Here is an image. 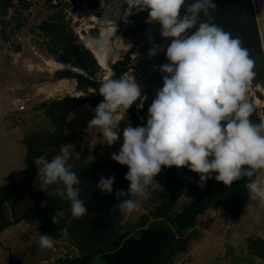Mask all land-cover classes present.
Masks as SVG:
<instances>
[{
	"label": "clouds",
	"instance_id": "9594fccd",
	"mask_svg": "<svg viewBox=\"0 0 264 264\" xmlns=\"http://www.w3.org/2000/svg\"><path fill=\"white\" fill-rule=\"evenodd\" d=\"M124 3L125 23L129 16L147 11L146 23H158L161 38L170 43L165 50L167 62L153 66L162 76L163 87L156 90L147 109L146 125L133 127L128 123L123 128L122 146L111 154L112 160L128 168L124 179L129 186L127 191L116 190L119 203L115 210L121 215L134 212L138 205L131 197L145 196L146 187L157 183L154 178L162 166L187 167L199 174V188L213 179V173H217V182L228 187L247 178L244 187L249 197L264 205V181L254 179L264 169V121L255 124L249 119L254 108L246 100V93L256 73L255 61L243 40L213 22L212 13L217 10L213 0ZM149 42L151 59L163 46L151 36ZM99 95L103 99L94 108L85 106L94 113L88 126L98 127L105 144L112 146L120 139L119 122L125 113L137 101V109H142L147 95L134 76L103 81ZM118 112L120 120H116ZM47 155L34 160L40 190L46 192L55 185V196L68 204L67 209L59 207L55 211L52 223L59 225L69 216L82 219L88 209L80 198L82 180L69 164L70 145L61 144L51 159ZM114 182V176H101L95 187L102 195L112 194ZM71 219L58 231L67 234ZM38 244L41 249H51L55 240L52 235L41 234Z\"/></svg>",
	"mask_w": 264,
	"mask_h": 264
},
{
	"label": "rangeland",
	"instance_id": "374dc122",
	"mask_svg": "<svg viewBox=\"0 0 264 264\" xmlns=\"http://www.w3.org/2000/svg\"><path fill=\"white\" fill-rule=\"evenodd\" d=\"M108 1L110 0H0V110L2 109L4 112L3 119L7 122L8 127L10 129L17 128L23 140L30 139L33 143L34 139L36 140L38 144L35 143V159L44 153H47V158L51 159L53 152L55 155L59 152L61 144H69L72 154L69 164L72 169L79 171L86 165L100 164L99 168L104 170L102 174L108 173L104 175L105 178L115 177L113 189L121 188L127 191L129 182L124 179L127 173L126 168L125 166L120 167V164L112 160L111 154L118 152L123 144V128L128 123L135 126L129 110L134 109L139 101L133 104L119 122L120 139L114 145L108 146L105 144L100 129L88 126V121L94 113L85 106L90 105L94 108L101 102L103 98L99 102H94L100 96L99 91L85 83H80L69 75L51 74L47 69V63L49 61L58 62L57 59L62 53L54 44L55 36L43 29L46 27L45 24L65 28L73 43L88 49L87 42L91 39L98 41L101 38L100 27H107V23L102 18ZM253 5L264 51V0H254ZM125 11L116 23L114 33L109 39L108 68L100 67L92 78L97 80L115 79V63L123 62L124 65L119 66L120 75L134 76L142 86L143 94L147 95L143 106L145 111L135 112L141 122H146L147 109L155 98L156 90H153L154 82L151 80V73L145 71L142 60L148 54L145 49L152 46L149 36L148 39L146 38L150 34L148 27L154 25L146 23L147 11L129 16V22L125 23ZM96 18H101V21H95ZM15 21L19 22V29L12 31ZM151 33L152 39L157 44L158 37L154 35V31ZM4 34L5 36H3ZM140 39L143 40L138 41ZM126 54L130 56L128 59H126ZM85 73L91 77L88 72ZM61 79L66 80L70 90L64 89L58 94L49 96L48 93L53 91ZM256 81L257 79H253L249 84L246 100L254 108L249 117L250 121L259 124L260 121H264V88L263 90L257 89ZM22 95L32 98L31 109L25 113H18L13 105V99ZM68 97L82 102L79 105L70 106L58 146L56 148L47 146V142L51 141L50 135L55 136L59 130L58 124H53L47 116L49 107L52 102L62 101ZM120 117L121 113L118 112L116 120H120ZM2 151L0 149V158L3 154ZM163 171L162 166L161 172L154 178L157 183L146 187L145 196L135 197L134 200L138 207L129 217L128 223L122 231L125 232L122 233L123 236L130 233L134 235L139 228L146 229L147 226L150 227L159 221H164H155L151 216V213L159 206V203L154 200V194L161 184ZM215 175L217 173L212 174L213 177ZM257 178L259 181H264V169L258 171L257 177L254 179ZM210 180L212 179H209L205 186H208ZM198 181L199 174L191 171L187 173L181 198L175 207L180 216L198 200V196L203 191L205 186L199 189ZM246 182L247 178L234 181L225 194L221 195L223 204L219 205L218 210L208 211L197 220L194 215L196 210L194 209V213L187 210L185 223H182L180 227L185 236L195 234L194 238L189 241L185 252L177 253L169 259L167 264H201V262H209L210 258L213 264H216L215 261L218 264H237L238 260L230 259L229 255L225 256L226 252L223 250L227 249L225 244L231 239L232 233L240 232L244 228L243 225L249 227V234H251L249 244L252 245L251 249L245 246L244 252L251 251L252 255L255 254L253 256L261 257V259H251L250 264H264V252L262 251L264 248V205H261L258 199L253 200L249 197L248 191L244 187ZM40 187L41 182L37 179V170L35 175L19 181V190L14 200L9 204V207L8 205L4 206L6 216L16 219L24 214L34 213L38 196L35 197L33 194L40 193L43 196H49L55 185L50 186L46 192L41 191ZM224 203H229V208H225L227 205ZM104 221L106 222L107 219ZM194 221L196 227L193 226ZM96 222V218L92 219V222L87 225L86 236H83L86 240L85 245L90 247L89 249L93 248L100 239L98 234L92 235L93 232H100V227L96 226L98 225ZM170 225L176 230L174 224ZM196 247L197 252L195 253Z\"/></svg>",
	"mask_w": 264,
	"mask_h": 264
},
{
	"label": "crops",
	"instance_id": "0c3cea01",
	"mask_svg": "<svg viewBox=\"0 0 264 264\" xmlns=\"http://www.w3.org/2000/svg\"><path fill=\"white\" fill-rule=\"evenodd\" d=\"M3 113L4 112L1 109L0 149L1 151L3 150V154L0 158V186L8 183L11 173L25 170L27 167V148L24 144L25 140H23L17 128L13 127L10 129L8 127L7 122L3 119ZM98 165L100 164L86 165L79 171L71 168V170L76 172L82 180V195L80 198L85 201L88 209V215L79 220L71 219L69 216L66 217L64 221H61L59 225H54L52 223V216L55 211L59 207H63L65 209L68 208V204L66 202L60 201L55 196V190L57 187L55 186L52 193L41 204V212L37 218L33 221L21 220L16 222L0 233V264H42L45 260L53 259L52 248L41 249L39 247L38 240L41 234L52 235L55 240L54 245L59 242H66L71 246H74L80 253L83 254L99 253L101 249L108 251V253L112 252V244L118 237L123 236L122 233H125L122 231L128 223L129 217H131L132 213L128 215H121L119 211L114 208V206L119 203L115 196L116 190L124 189L115 188L113 189L112 194L102 195L101 191L95 187V185L99 182V178L108 174H102L104 170L102 168L100 169ZM120 167L124 166L121 165ZM125 168V171L127 172V166H125ZM214 177L209 181L208 186H205L203 191H201L198 196V200L195 201L194 204H191L192 206L187 209L191 213H194V209L196 210L194 213L195 220H197L198 217L205 215L208 211L218 210L220 207L219 205L223 204V198L221 195L225 194L229 187L225 186L223 183H218ZM86 179H88V182H86ZM131 198L135 199V197ZM225 205H227L225 208H229V203H226ZM187 210L184 214L182 213V215L177 218L178 220L176 221L179 225H177L178 227H180V225L182 226V223H185L184 220L186 218L185 216H187ZM95 218L97 219L96 223L98 224L96 226L100 227V232H93L94 234L92 235L98 234L100 239L95 243L93 248L89 249L90 247L88 248L85 245L86 240L83 236H86L88 228L87 225H89L92 222V219ZM69 219H71V222L68 227L67 234L58 231L60 227L69 223ZM105 219H107L106 222L104 221ZM11 220L13 219L11 218ZM193 224V226L196 227L195 221ZM243 226L245 229L242 228L240 232L237 231L232 233L231 239L228 242L226 241L225 244L227 249H224L223 252H226L225 256L229 255L230 259H237V264H250L251 259H261V257L253 256L255 254L252 255L251 251L244 252L245 246L251 249L252 245L249 244V237L251 235L249 234V227H245V225ZM194 227L193 229H195ZM146 228H148V226ZM140 229L141 228L136 231H139ZM132 234L133 233H130L129 235L125 234L123 241L129 236H132ZM262 251L264 252V248ZM196 252L197 247L195 248V253ZM100 255H97L96 257ZM215 262L218 264L217 261ZM201 264L213 263L210 258L209 262H201Z\"/></svg>",
	"mask_w": 264,
	"mask_h": 264
},
{
	"label": "trees",
	"instance_id": "16d2710c",
	"mask_svg": "<svg viewBox=\"0 0 264 264\" xmlns=\"http://www.w3.org/2000/svg\"><path fill=\"white\" fill-rule=\"evenodd\" d=\"M19 22L15 21L13 30L15 31L19 29ZM46 27L43 29L45 31H49L51 34L55 36L54 44L58 47L59 51L62 53L60 58L57 61L64 65H71L74 68L80 69L84 72H88V74L93 77L100 69L96 59L94 58L93 54L90 50L86 49L84 46L73 43L68 36L65 28L57 27L55 25L45 24ZM5 36V34L3 35ZM5 38V37H4ZM81 83V82H80ZM99 91L98 89H96ZM101 96H98L94 102H99L101 100ZM82 101L76 100L75 98L68 97L62 101H55L52 102L50 105V109L48 110L47 116L52 120L53 124H58L59 130L55 136L50 135V140L47 142V146L56 148L58 146V141L60 135L63 133V126L65 124V120L68 114V110L72 105H79ZM145 109H137L132 108L129 110V114L132 117V120L135 123V126H145L146 122L141 123L139 119L136 117L135 112H143ZM57 112V114H54ZM134 126V127H135ZM32 139H34L32 137ZM34 143L32 140L27 139L24 141V144L27 148V156H26V164L27 167L25 170L13 172L10 174L8 183L6 185L0 186V233L10 227L12 224L19 222L21 220L33 221L41 212V204L47 199L48 196H43V194L35 193L33 196H38L37 205L35 207V212L31 215L24 214L21 217H16V219L11 220L8 216H6L4 206L11 204L14 200L15 195L18 189V182L27 178L31 177L36 174V166L34 164L35 160V143L36 140L34 139ZM38 144V143H37ZM54 152L52 156H54ZM51 156V157H52ZM164 168L163 176L161 180V184L155 190V198L154 200L159 203V206L151 213L153 220L159 221L164 220L169 224H174L176 226V234L178 239L174 240L168 251L157 258L152 264H167L169 259L174 257L179 252H185L187 250V245L191 239L194 238L195 234L184 235L182 233L181 227H178L176 220L179 218L180 213L175 210V207L178 201L181 198L183 184L187 177V173L189 172L187 167L184 168H176L175 166L171 168ZM200 189V188H199ZM201 191V190H200ZM42 195V196H40ZM145 226V225H144ZM194 233V232H193ZM124 236H120L117 240L112 244L113 248L111 251H115L118 249ZM108 253L104 249H101L96 253L92 254H83L80 253L78 257H76L73 261L67 264H92V260L94 257L100 254Z\"/></svg>",
	"mask_w": 264,
	"mask_h": 264
},
{
	"label": "water",
	"instance_id": "95a60500",
	"mask_svg": "<svg viewBox=\"0 0 264 264\" xmlns=\"http://www.w3.org/2000/svg\"><path fill=\"white\" fill-rule=\"evenodd\" d=\"M187 2L191 3L192 0H187ZM213 2L217 5V10L212 13L213 22L231 32L233 36H239L243 40L244 47L249 50L252 59L255 61L256 76L253 79L264 80V51L252 0H213ZM181 14H183V8ZM201 19L203 20L204 17ZM92 54L101 67L100 60L93 52ZM156 56L154 63L164 64V55L157 54ZM128 58L129 55L127 54L126 59ZM122 65H124L123 62L115 63L116 78L121 76L119 66ZM152 68L154 70V67ZM76 71L68 75L94 89L99 90L101 83L105 81L89 77L80 69L76 68ZM155 71L158 72L159 78L154 89L157 90L163 87V80L159 71ZM175 239H177L176 230L168 222L159 221L126 238L115 251L94 258L92 264H152L168 251Z\"/></svg>",
	"mask_w": 264,
	"mask_h": 264
},
{
	"label": "bare ground",
	"instance_id": "6f19581e",
	"mask_svg": "<svg viewBox=\"0 0 264 264\" xmlns=\"http://www.w3.org/2000/svg\"><path fill=\"white\" fill-rule=\"evenodd\" d=\"M254 3V0H252ZM104 16L102 20H104L106 24V28L100 27L101 38L97 41L91 39L87 42V47L90 49L100 60L101 67L108 68V61L110 57L109 52V39L111 35L114 33V29L116 23L119 21L123 12L127 9V4L124 3V0H110L107 2L105 6ZM95 21L100 22L101 18H96ZM97 45V46H96ZM101 46H103L104 51H101ZM47 69L51 74H58V75H68L77 72L75 68L71 65H64L55 61H49L47 63ZM62 78V77H61ZM66 80L61 79L60 82L54 87L53 91L48 93L49 96H53L55 93L58 92L69 91V86ZM257 89L263 90L264 88V80L257 79L256 81ZM258 101V99H256Z\"/></svg>",
	"mask_w": 264,
	"mask_h": 264
},
{
	"label": "built area",
	"instance_id": "2783aa9c",
	"mask_svg": "<svg viewBox=\"0 0 264 264\" xmlns=\"http://www.w3.org/2000/svg\"><path fill=\"white\" fill-rule=\"evenodd\" d=\"M32 98L30 96H16L13 105L18 113H25L31 109ZM53 259L42 264H67L79 256L80 252L66 242H59L52 248Z\"/></svg>",
	"mask_w": 264,
	"mask_h": 264
},
{
	"label": "flooded vegetation",
	"instance_id": "af4514ba",
	"mask_svg": "<svg viewBox=\"0 0 264 264\" xmlns=\"http://www.w3.org/2000/svg\"><path fill=\"white\" fill-rule=\"evenodd\" d=\"M181 15H183V14H181ZM158 23H156V26L154 25V26H151V27H148V29H151V31H154L155 32V36L156 37H158V41H157V44H159V45H162L163 47H162V49H161V51H159V55H164V60H163V62L164 63H166L167 62V60H166V56H165V50H166V46H167V44L168 43H170V40H164V39H162L161 38V36H160V25L158 24ZM151 31H149L150 32V34H148L147 36H146V38L148 39V36H152V33H151ZM192 31H194V29L192 30ZM141 40H143V39H140V40H138V41H141ZM149 49L150 48H147V49H145V52H146V54L148 53V51H149ZM91 51V50H90ZM126 56H127V54H126ZM130 57V56H129ZM155 57H157V56H155ZM155 57H153V58H151V59H149V57H148V54H147V56L145 57V59H141L142 61H143V63H142V65H143V67L145 68V71H147V72H149V73H151V76H152V81L154 82L153 83V90H154V88H155V85H156V83H157V81H158V72H156L155 70H153V66H156V65H158L157 63L155 64L154 63V61L156 60V58ZM259 74V73H258ZM155 84V85H154ZM134 108H137V107H134ZM145 111V110H144ZM143 111V112H144ZM137 112V111H136ZM140 121V120H139ZM141 122V121H140ZM141 123H144V122H141Z\"/></svg>",
	"mask_w": 264,
	"mask_h": 264
}]
</instances>
